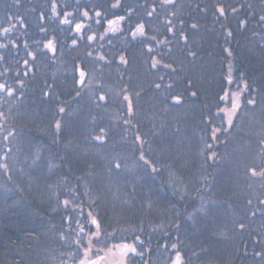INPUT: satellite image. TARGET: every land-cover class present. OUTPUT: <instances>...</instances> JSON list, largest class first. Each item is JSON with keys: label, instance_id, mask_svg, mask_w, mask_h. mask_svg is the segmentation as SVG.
<instances>
[{"label": "trees", "instance_id": "obj_1", "mask_svg": "<svg viewBox=\"0 0 264 264\" xmlns=\"http://www.w3.org/2000/svg\"><path fill=\"white\" fill-rule=\"evenodd\" d=\"M91 2L0 0V85H5L0 89V264H72V261L91 258L104 259L108 251L99 248L101 231L93 228V218L102 226L104 235L132 230L119 229L109 222L105 211L99 210V198L84 187L88 172L68 167L67 156L77 139L74 135H64L63 121L74 112L87 108L84 122L87 128L76 136L89 141V108L93 106L90 85L86 82L79 86L76 82V65L82 62L81 68L87 74H94L107 88L111 85L110 92H117L115 88L119 87L116 85L124 86L119 88L122 95L116 101L131 103L136 99L130 72L134 67L131 53L128 52L123 60L117 57L102 60L96 53L86 56L87 43L72 45L69 41L65 19L77 5L81 6L80 9H96L98 3L93 5ZM221 8L223 15L220 14ZM262 8L264 0H179L171 6L172 22L177 26L184 25L187 34L184 38L175 36L171 40L170 98L175 96V103L181 98L193 103L197 125L202 121L211 136L216 132L208 123L213 110L228 106L232 111L231 139L226 136L223 139L228 141L226 146L220 144L217 150L213 148L211 151L212 155L218 154V163L230 164L231 161L248 167L249 164L258 165L262 159L263 150L257 144L264 138V55L260 52V34L256 31L264 14ZM233 20L239 24L232 25ZM188 28L192 31H187ZM196 28L199 32H195ZM182 39L185 46L181 45ZM50 42L52 49L48 48ZM197 46L200 47L198 50ZM184 47L186 52L191 49L186 57ZM183 68H197L202 72L184 73L181 72ZM118 69L124 70L123 74L117 72ZM121 77L120 84L118 79ZM142 83L149 87V90L138 91L148 93L144 102H139L140 109H145L144 118L150 116L152 119L154 107L175 109L171 102L168 105L163 101L162 90L152 88L158 84L156 81H139ZM159 84L162 86L163 81ZM186 84L200 87L186 89ZM231 89L235 97L227 105L223 99ZM179 93L181 98L176 95ZM127 95L129 101L125 100ZM249 100L255 102L249 104ZM108 103L101 105L105 116L126 115L119 106L111 110ZM149 103H153L152 106ZM134 114L142 115L143 112L138 113L133 107L131 115ZM122 142L124 139L119 136L109 138L107 143L102 142L117 148L106 170L114 171L113 164L118 161L115 159L127 165L131 161L139 162L138 156L149 154L141 149L132 153L129 151L131 146ZM120 149L126 151L124 156H121ZM41 164L55 167L44 183L36 179L33 168ZM241 170L243 172L234 181L225 172V181L219 186L221 190L213 185L199 187L185 204V221L189 224L197 213L211 205L219 207L226 218L232 217L233 250L225 255V262L217 264H264V180L249 175L248 169ZM161 179L164 185L165 178L161 176ZM126 185L128 189L135 188L132 183ZM200 194L208 199L205 206L196 203L202 196ZM64 200H69V205L65 206ZM76 214H82L86 220V231L74 223ZM187 223L184 222L185 232ZM191 229L189 235L195 232L193 227ZM228 230L226 227L216 229L215 233L203 238L198 247L185 243L192 250L195 264H203L196 260L204 254L205 264H213L212 257L207 255L211 252L209 248L225 246L223 236L230 232ZM176 231H180L179 227ZM175 234L161 237L169 243L186 241L187 238L184 240L180 233L176 240ZM154 243L155 247L138 259L158 263L155 254L159 243Z\"/></svg>", "mask_w": 264, "mask_h": 264}, {"label": "rangeland", "instance_id": "obj_2", "mask_svg": "<svg viewBox=\"0 0 264 264\" xmlns=\"http://www.w3.org/2000/svg\"><path fill=\"white\" fill-rule=\"evenodd\" d=\"M262 10L264 11V8H262ZM262 16H264V14H262ZM233 24L238 25L239 23L235 22L232 23V25ZM256 31L260 34L258 43L261 46L260 52L264 55V20L260 21ZM81 66L82 62L76 65L75 73L77 67ZM86 76V82L88 86L90 85L89 89H91L93 93V101L91 103L93 106L89 108L91 109V118L89 119L90 125L88 127V137L91 143L86 138L79 139L76 136L83 134L84 127L87 128L86 125L84 126V122L88 115L85 111L87 108L79 110L78 112L76 111L71 116L64 119L62 126L64 135H74V138L77 139L67 156V161L69 162L68 167L74 171L84 170L85 172H88L87 180L84 182V187L90 190L92 194H96L99 198L101 205L99 206V210L106 212L107 217L110 220L109 222H113L119 229L131 228L133 231H139L140 235H142V233H151L154 234L150 235L151 237L156 235H160L159 237H161L162 235L168 233L170 228L174 226L175 229L177 228L176 223L179 219V213L182 211L178 200L172 201L170 204V198L167 194L166 187H164L165 185L162 183L161 176L163 178H166L168 175L171 176L174 180L173 184L178 186L177 188L182 186L185 189V201L192 199L193 194L196 193L197 189L201 186L196 167L202 164L206 165L209 161L211 163L215 162L214 155L211 153V151H213L212 133L206 128L202 121L199 125H197L198 120L194 117L192 111V106L194 104L185 102L184 100H186V98L182 99L180 93L176 94L181 98L180 102H174L176 98L175 96L170 98V102L175 109H172L170 106H164L163 108L160 107L158 109L157 107H154L155 114H153L152 119H149L150 116H148V118H144L145 109H140L142 107L139 104L140 101L142 102L144 100L146 95L138 96L140 98L137 100L134 99L132 105L131 103L125 101L121 104H117V97H121L122 95V91L119 92V88H115L117 92H110L109 90L101 88L98 90L94 88V86H103L100 79L97 77L95 78L94 74L91 72L86 74ZM78 77L76 78V82L78 81ZM97 81L99 82L97 83ZM101 96L104 97V100L100 99ZM127 97V100L129 101V96L127 95ZM106 100H108L110 104L121 105L119 107L126 115H116L115 117L105 116L101 107L105 106L102 102H106ZM149 104L152 106L153 103ZM171 104L168 102V105ZM129 105H131V111L133 110V107H136L138 113L143 112V114H134V116L131 115ZM108 107H110V105H108ZM111 107V110H113V108L114 110L117 109L114 105H111ZM221 111L222 110L220 109H215L210 115L208 123L213 129H227L228 123L226 118L222 116ZM118 117H120V121L123 126L122 130L126 128L127 123L132 121L133 118H136L135 121L138 123L139 128L143 129L141 132L139 131L141 133L139 140L141 141V139H144L142 143L143 148H149V154L143 155L149 164H145L144 161L140 159L141 156H138L139 162L131 161L125 169L119 172L112 171L106 174V167L110 165L111 156L117 152V148L113 145H105V143H107L109 138L113 139L115 137L112 133L113 130H115V123H117ZM196 129L199 132L194 131ZM97 137H100V139H97ZM124 142L130 141L124 140ZM120 150L121 156H124L126 151L124 149ZM115 160L118 161L113 164V167H116L117 164L120 165L119 159ZM149 165H152L154 170L151 171ZM33 168L35 169L36 179L44 183L49 178V174L55 167L52 165L41 164L35 165ZM128 183L134 184L133 187L135 188L129 187L130 189H128V187H126V184ZM214 184L216 187L217 184ZM219 186L216 189H220ZM177 188L175 187L174 189L172 186V190L178 198L180 192ZM133 189L135 190L134 193L137 190L138 191L134 194ZM132 193L134 195H132ZM199 199L200 200H197L196 203L201 202L204 206L208 204L206 196L203 197L202 195ZM95 208L98 210V207ZM80 216H82V218ZM74 218H76L74 223L77 224V227L85 229L86 220H83V215L76 214ZM231 222L232 217L226 218L219 207L215 205H211L210 207L207 206L202 213L196 214L190 224L185 221V224L187 223V229L185 232L183 227L182 238L184 240L187 238L186 241H184L187 246L189 243L193 247H198L199 242L209 234L213 232L215 233L216 229L223 227L228 228L230 232L223 236V240L226 242V244H224L225 246H221L219 248H209L211 252L207 254L212 257L213 264L222 263L225 262V255L227 253L229 255L230 252L228 251L233 250L234 236L233 233H231L230 225L233 224V222ZM105 226L109 228L108 223H106ZM191 227L195 229V232L189 235L192 231ZM229 234L230 236H228ZM174 236L175 239L178 238L179 231H176ZM137 237L138 236L136 235L124 236V233L120 230L107 235L106 241H108V243L127 242L132 245L137 244ZM164 242V248L162 244L158 245L159 250L155 254V261L158 262L156 264H168L169 262L173 264L177 254L180 255V252L182 253V255H180L182 257L180 264H195L190 247H179V240L169 243L167 239H164ZM173 245H175V247H173ZM109 247L107 246V248ZM179 249H181V251ZM115 250L116 249H114V251H108V256H105L103 260L114 261L125 259L121 255L122 251ZM138 251L143 252L144 255L146 253V250H142L141 247ZM134 257L136 259H133ZM139 257L142 256L136 257L129 253L126 258L127 264H133L132 261L138 260ZM204 257L205 254L199 257L196 262L205 264ZM72 264H78V262L72 261Z\"/></svg>", "mask_w": 264, "mask_h": 264}, {"label": "flooded vegetation", "instance_id": "obj_3", "mask_svg": "<svg viewBox=\"0 0 264 264\" xmlns=\"http://www.w3.org/2000/svg\"><path fill=\"white\" fill-rule=\"evenodd\" d=\"M179 0H173L172 3H168L167 0H92L91 4L94 5V3H98L96 6H98L94 10H88V9H80V5H78L74 8V10L70 11L65 21H68V23L64 22V26L68 29V38L72 45H76L79 43H87V50L86 56L90 57L92 53H96L97 56L103 57L102 60H108L113 57H117L118 60H123V57L129 52L131 53V56L133 57L134 61V67L131 69V73L133 74V78H131L135 84H133L132 89L136 92L134 93V96L136 99L140 98L138 96H144L148 95L144 93H138L140 89L149 90V87L147 85H144V83L139 84V81H147L152 80L156 81L159 85H157L152 88H156L157 91L162 90L163 95V101L164 102H170V49L172 45V38L175 36H179L180 38H184L186 33V28L184 25L177 26L176 23L171 19V6L178 3ZM192 1V0H189ZM198 1V0H194ZM87 13V15H85ZM99 13L100 15H97ZM151 13V15H149ZM200 22L198 21L197 24ZM77 25H80V28L77 29ZM143 25V34L141 35L140 32H137L136 29ZM193 27V26H192ZM191 27V28H192ZM189 32L190 28H188ZM136 33L135 36H133V33ZM176 32L178 34H176ZM195 32H199V29L196 28ZM89 37H92V39H89ZM75 41V43H74ZM199 44V43H198ZM115 45V46H113ZM117 45L120 47L117 48ZM181 45L185 46L186 42L182 39ZM200 47L197 46L196 49L198 50ZM111 49V51H110ZM184 49V56L186 57L187 54L191 53V49L186 52V47ZM113 50V51H112ZM95 51V52H94ZM193 57V56H191ZM153 64L156 65V67H153ZM110 71L109 69H106ZM117 72H122V69L116 70ZM195 71L196 73L200 74L202 72L201 69H188L183 68L181 69V72L187 73ZM249 69L246 71L248 72ZM83 72L84 76L81 77L80 73ZM230 72V71H229ZM77 74H78V85L82 86L86 84V71L83 70L81 67H77ZM142 75V76H141ZM162 77V78H161ZM123 77L119 78L122 80ZM81 80L83 82H81ZM161 81H163V85L159 84ZM121 84V83H120ZM97 85V89H110L112 88L111 85ZM117 87L124 88L122 85H116ZM200 87V85L198 86ZM196 85L192 86L191 84H186L184 88H198ZM115 88V87H114ZM105 91V90H104ZM231 90H228L226 96L223 99L225 101V104L230 105V101L234 99L235 95ZM144 92V91H143ZM103 104L108 103L102 102ZM116 103V102H115ZM110 106H121L117 104H121V102L117 101V104H110ZM132 104V102H131ZM230 107L227 106V108H224L221 111L222 116H224L227 120L228 126L226 130H219L216 129V132L211 136L213 139V147L216 150L218 149V146L221 144V146H226V142L223 139L228 137V139H231V132L229 131L231 129L232 124V116H231V110ZM136 118H133L132 121L127 123V126L124 130H122L123 126L120 121V117L117 119V123H115V131L112 133V135L119 136L124 140L130 141L127 142L128 145L131 146L129 148V151L134 153L136 150L141 149V151H144L145 153L149 152V148H143V141L144 139H140V132L138 131V123L135 121ZM231 121V123H229ZM117 124V125H116ZM119 125V127H118ZM124 125V124H123ZM230 125V126H229ZM116 132V133H115ZM143 135V134H142ZM215 137V138H214ZM221 138V141L219 143V140ZM153 141V140H152ZM124 142L123 144H125ZM136 144V145H135ZM257 145L261 146L262 151V159L261 162L258 165H250L248 167H245V165H235L233 163H218L219 158L218 154H213L215 162L208 165H200L196 167V171L199 174V182L201 183L200 187H205L208 185L215 186L214 183H216V187L219 185H223L224 183V176L226 175L225 172H228V178L232 179L234 181L239 174H241L243 171L241 169L249 170V175L260 178L264 180V138L258 142ZM230 160V158H229ZM213 161V160H211ZM149 164V163H147ZM128 165V164H127ZM127 165L120 164V167H113L114 171H121L127 167ZM252 166V167H251ZM147 167V166H146ZM203 167V168H202ZM149 168L154 170V167L149 165ZM111 169L106 170V174L110 173ZM108 171V172H107ZM253 172L256 174L253 175ZM170 180V181H169ZM174 180L171 176H166L164 185L167 189V194L170 198V204L172 201L178 200L182 211L179 213V219L176 223L177 227H179V233L182 235V229L184 227V222L186 219L185 216V189L181 186L177 188L178 186H175ZM199 183V184H200ZM211 183V184H210ZM198 184V185H199ZM172 186L177 188L179 190L180 194L178 195V198L176 197L175 192L172 190ZM171 207V205H170ZM95 219V218H93ZM97 220V219H95ZM98 222V221H97ZM99 223V222H98ZM93 225V224H92ZM93 228L97 229L95 225H93ZM87 228L85 227V229ZM98 230V229H97ZM101 231V237H100V244L99 248L103 251H123V245H130L129 243H108L106 241L107 235H104L102 233V226L99 228ZM185 230V229H184ZM122 231V230H121ZM125 232L124 236L133 235V236H141L139 237L137 241V244L135 245L137 250L142 248V250H150L155 247L154 241H157L159 244L163 245V248L165 247V242L162 237H151L150 235H154L151 233L140 235L139 231H122ZM176 232L175 226L170 228V231L162 236L170 237L172 234ZM105 233V232H104ZM131 233V234H129ZM141 241L143 243H141ZM152 242V243H150ZM107 246L109 248H107ZM179 247L186 248L185 242L180 241ZM181 251V249H179ZM100 255V253H99ZM177 258V257H176ZM176 261V259H175ZM182 261V257H180V263ZM78 264H81L84 262V264H89V262H96V264H121V260H114V261H107L103 259H88V260H80L76 261ZM112 262V263H111ZM133 264H153L152 261H146L144 259H138L135 261H132ZM168 264H171L170 262Z\"/></svg>", "mask_w": 264, "mask_h": 264}, {"label": "snow or ice", "instance_id": "obj_4", "mask_svg": "<svg viewBox=\"0 0 264 264\" xmlns=\"http://www.w3.org/2000/svg\"><path fill=\"white\" fill-rule=\"evenodd\" d=\"M167 2H168V3H172L173 0H167ZM235 10H236V9H233V11H235ZM220 14H221V15L224 14V10H223L222 8L220 9ZM85 15H87V13H85ZM97 15H100V14L97 13ZM149 15H151V13H150ZM261 20H264V16L261 17ZM64 22H65V23H68V21H64ZM76 27H77V29H79V28H80V25H77ZM5 31H7V29H6ZM136 31H137V32H140L141 35H142V34H143V25H140V26L136 29ZM135 35H136V33L134 32V33H133V36H135ZM89 39H92V37H89ZM74 43H75V41H74ZM48 48H49V49H52V44H51V42L48 44ZM101 59H103V57H101ZM25 63H27V61H25ZM153 67H156V65L153 64ZM80 75H81V77H83V76H84V73L81 72ZM81 82H83V81L81 80ZM157 87H159V85H157ZM3 88H5V85H0V89H3ZM8 94H9V95L12 94L10 89L8 90ZM100 99H101V100H104V97L101 96ZM127 99H128V97H125V100H127ZM254 102H255L254 100H249V101H248L249 104H253ZM234 107H235V106H234ZM61 111L63 112L64 109H61ZM129 111H131V105H129ZM229 123H231V121H229ZM57 127L59 128L60 125L57 124ZM214 138H215V137H214ZM6 139H7V137H6ZM97 139H100V137H97ZM140 159L143 160L145 164L148 163V161L145 160V158H144L143 155H141ZM116 167L119 168L120 165L117 164ZM255 174H256V173L253 172V175H255ZM69 203H70L69 200H64V201H63V204H64L65 206L69 205ZM262 203H264V201H262ZM89 215H91V214H89ZM91 224L95 225L96 228L99 230L100 225H99V223L97 222V220L92 219V220H91ZM81 230L83 231V229H81ZM97 238H98V237H97ZM138 239H139V238L137 237V240H138ZM141 243H143V242L141 241ZM173 247H175V245H173ZM129 253H131V254L134 255V256H143V252L138 251L135 245H123V251H122V254H121V255H122V257H124L125 259H122V260H121V264H127V260H126V258L128 257ZM82 264H84V262H82ZM89 264H96V262H89ZM173 264H180V256H179V254H177L176 261H174Z\"/></svg>", "mask_w": 264, "mask_h": 264}]
</instances>
